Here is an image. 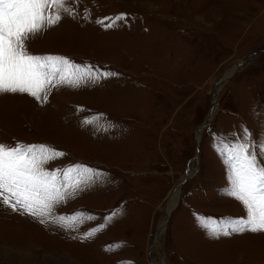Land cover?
<instances>
[{
	"label": "rangeland",
	"instance_id": "374dc122",
	"mask_svg": "<svg viewBox=\"0 0 264 264\" xmlns=\"http://www.w3.org/2000/svg\"><path fill=\"white\" fill-rule=\"evenodd\" d=\"M66 7L70 14L60 10L58 23L45 20L25 43L30 54L65 57L73 67L46 80L39 99L0 94V144L64 153L39 165L61 183L58 170L74 165L96 173L74 171L69 185L93 178L46 217L12 211L0 197V264H264V233L213 235L246 218L226 195L232 146L244 130L253 151L264 144V0ZM75 66L115 75L74 86Z\"/></svg>",
	"mask_w": 264,
	"mask_h": 264
},
{
	"label": "snow or ice",
	"instance_id": "6c2138e0",
	"mask_svg": "<svg viewBox=\"0 0 264 264\" xmlns=\"http://www.w3.org/2000/svg\"><path fill=\"white\" fill-rule=\"evenodd\" d=\"M49 6H57L58 10L54 16L46 17L44 11ZM60 10L71 13V9L66 7V0H0V94L28 93L39 99L46 80L54 79L65 67H73L65 57L30 54L25 43L31 36L44 30L45 20L48 26L58 23L62 18ZM104 19H111L112 22L104 26L112 28L124 17L120 15ZM96 22L102 23L100 20ZM75 67L79 74L75 75L74 80L68 81L74 86L89 80L98 82L101 77L115 75L109 72L97 74L90 66H85L86 71H80L81 66ZM248 136V131L244 130L241 138L244 142L232 146L229 159L235 163L232 165L231 187L226 193L241 203L246 218H236L223 229H214L213 235L217 237L246 231L264 233V164H257L258 155L264 156V144H256V150L253 151L254 144L249 141ZM63 155L64 153L47 145L18 143L9 147L0 144V197H3V205L10 207L12 211L22 209L33 217H46L52 212L54 203L66 201L77 190H83L81 184L91 181L92 175H88L85 181L78 179L69 185L71 174L78 169L86 174H95L96 170L82 165L58 170L64 177L61 183L55 173L40 168V163ZM69 187L71 191H68ZM5 193L9 195H4ZM9 196L15 203L10 202ZM52 219L55 222L56 218ZM59 219L65 220L68 217L61 216ZM202 219L204 217H197L198 221ZM40 222L44 223L45 220L41 219ZM100 227L104 225L101 224ZM90 234L85 233V238Z\"/></svg>",
	"mask_w": 264,
	"mask_h": 264
},
{
	"label": "bare ground",
	"instance_id": "6f19581e",
	"mask_svg": "<svg viewBox=\"0 0 264 264\" xmlns=\"http://www.w3.org/2000/svg\"><path fill=\"white\" fill-rule=\"evenodd\" d=\"M204 128V126L202 125L201 127H200V129L202 130ZM192 174V173H191ZM191 174H190V176H191ZM180 187L179 186H177V190L179 189ZM175 196V192L174 193H172L171 194V198H170V200L171 199H173V197ZM171 206V205H170ZM163 230V229H162ZM161 230V231H162ZM161 231L160 230H158L157 232H156V234H155V239H154V242H157L158 241V239L160 238V236H161ZM8 255V253H4L3 254V256H7ZM26 258V257H25ZM22 259H24V256H22Z\"/></svg>",
	"mask_w": 264,
	"mask_h": 264
},
{
	"label": "water",
	"instance_id": "95a60500",
	"mask_svg": "<svg viewBox=\"0 0 264 264\" xmlns=\"http://www.w3.org/2000/svg\"><path fill=\"white\" fill-rule=\"evenodd\" d=\"M248 56H250V55H248ZM209 117H210V116L207 115V119H206V120H208ZM206 122H207V121H206ZM206 122H205L204 124H202V125L205 126ZM196 146H197V150L199 151V140H196ZM187 177H188V175L186 176V178H183L181 181L178 182V186H179V187H181V185L185 182V180L187 179ZM166 223H167V220H166ZM150 264H152V263H150Z\"/></svg>",
	"mask_w": 264,
	"mask_h": 264
}]
</instances>
